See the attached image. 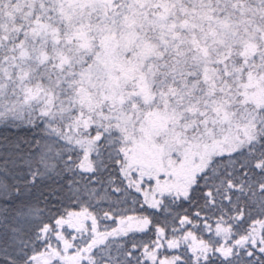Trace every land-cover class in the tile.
<instances>
[{"label":"snow or ice","instance_id":"1","mask_svg":"<svg viewBox=\"0 0 264 264\" xmlns=\"http://www.w3.org/2000/svg\"><path fill=\"white\" fill-rule=\"evenodd\" d=\"M0 264H264V0H0Z\"/></svg>","mask_w":264,"mask_h":264}]
</instances>
